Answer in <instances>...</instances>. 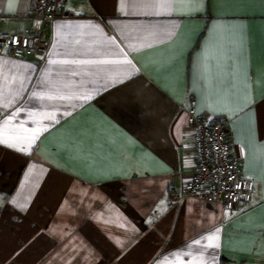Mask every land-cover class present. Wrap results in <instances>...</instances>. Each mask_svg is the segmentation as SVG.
Here are the masks:
<instances>
[{"label":"crops","instance_id":"obj_1","mask_svg":"<svg viewBox=\"0 0 264 264\" xmlns=\"http://www.w3.org/2000/svg\"><path fill=\"white\" fill-rule=\"evenodd\" d=\"M42 36L0 54V264H264V0H66ZM190 112L229 119L245 204L170 200Z\"/></svg>","mask_w":264,"mask_h":264},{"label":"built area","instance_id":"obj_2","mask_svg":"<svg viewBox=\"0 0 264 264\" xmlns=\"http://www.w3.org/2000/svg\"><path fill=\"white\" fill-rule=\"evenodd\" d=\"M66 0H31V31L0 32V54L17 56L23 51L44 53L50 43L42 36V24L63 14ZM13 41H16L15 43ZM193 125L194 169L192 177L170 192V200L199 195L228 210L245 204L251 182L241 172L239 158L231 153L229 119L225 116L189 114Z\"/></svg>","mask_w":264,"mask_h":264},{"label":"snow or ice","instance_id":"obj_3","mask_svg":"<svg viewBox=\"0 0 264 264\" xmlns=\"http://www.w3.org/2000/svg\"><path fill=\"white\" fill-rule=\"evenodd\" d=\"M10 11H11V9H10ZM14 43L16 42V41H13ZM0 47H3V45H0ZM130 78V77H129ZM122 82V81H121ZM33 95L36 97V98H38V99H44V97H42V96H40L38 93H33ZM49 99H52V97H48ZM61 99H64V97H60ZM84 99H87L88 97L87 96H84L83 97ZM254 102V101H253ZM250 103H252V102H250ZM253 120H254V115H253ZM0 144H5V145H7V146H9V147H15V144L14 143H10L9 142V140H7V139H4V138H0ZM18 150H20V151H25L26 149L25 148H23V147H21L20 149H18ZM2 200H3V197H0V202H2ZM219 230L217 229V232H218ZM216 237H215V234L212 236V237H210V240H214ZM198 243V242H197ZM209 246H213V247H218L219 245H215V244H210Z\"/></svg>","mask_w":264,"mask_h":264}]
</instances>
